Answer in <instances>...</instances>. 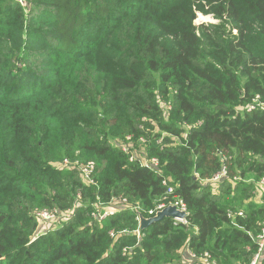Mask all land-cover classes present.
I'll list each match as a JSON object with an SVG mask.
<instances>
[{"label": "trees", "instance_id": "16d2710c", "mask_svg": "<svg viewBox=\"0 0 264 264\" xmlns=\"http://www.w3.org/2000/svg\"><path fill=\"white\" fill-rule=\"evenodd\" d=\"M259 104L264 0H0V264H186L185 249L249 264L264 218ZM75 161L95 163L92 183ZM170 187L189 226L140 230L132 208L151 218Z\"/></svg>", "mask_w": 264, "mask_h": 264}, {"label": "built area", "instance_id": "2783aa9c", "mask_svg": "<svg viewBox=\"0 0 264 264\" xmlns=\"http://www.w3.org/2000/svg\"><path fill=\"white\" fill-rule=\"evenodd\" d=\"M261 109H264V105L259 104ZM254 109L253 106H250L248 108V111H252ZM127 140L130 139V137L126 138ZM141 141H143L142 139H140ZM128 147H123V151L127 152L128 151ZM141 163H143L145 166L149 167V168H156L157 167V160L156 159H151V160H143ZM71 163L68 160H64L62 165L63 166H69ZM75 168H77V170L80 172L83 180L87 183H92V176L94 174L95 171V163L92 161H89L85 164L79 163L77 161H75ZM226 175V169L223 168L220 172H217L211 179V182H216L218 180H220L221 178H223ZM261 186L264 185V179H262L259 183ZM163 185H165V182H163ZM173 189L170 187L167 189V192L165 194V196L160 200V202L157 204V206L148 211V215L152 218L154 217L158 212L162 211L163 209H165L166 207L169 206H173L175 207L178 211L185 213V217L183 219H173L174 220V225H183L185 227L189 226V222L187 221V216H188V212H187V208L186 205L183 203L182 200L180 199H172L170 201L167 202L169 195H172ZM127 201L124 198H119L116 201L114 200L110 205H100V208H98L93 214L92 217L97 219V220H102L105 217L112 215L115 210L116 207H114V205H126ZM132 210H135L137 212V221L138 223H140L139 221V217L142 216L139 208L134 207L132 208ZM231 214V213H229ZM239 215H241V213H238ZM36 217L42 221V222H46V221H52V220H57L58 218V212L57 210H52V211H47V210H43V211H38L36 213ZM147 219V218H145ZM112 236V234H111ZM255 243H256V251L252 257V260L250 261L249 264H262L263 258H264V218L262 219L261 223H260V229L257 232V234L253 237ZM184 251L189 253V261L186 262V264H216L215 261H213L208 253H204L200 256H196L195 254L191 253L188 249H185Z\"/></svg>", "mask_w": 264, "mask_h": 264}, {"label": "water", "instance_id": "95a60500", "mask_svg": "<svg viewBox=\"0 0 264 264\" xmlns=\"http://www.w3.org/2000/svg\"><path fill=\"white\" fill-rule=\"evenodd\" d=\"M185 217V213L178 211L175 207L169 206L158 212L154 217L145 219L143 216L139 217V228L143 230L150 226L151 224L157 223L164 218H172V219H183Z\"/></svg>", "mask_w": 264, "mask_h": 264}, {"label": "rangeland", "instance_id": "374dc122", "mask_svg": "<svg viewBox=\"0 0 264 264\" xmlns=\"http://www.w3.org/2000/svg\"><path fill=\"white\" fill-rule=\"evenodd\" d=\"M213 23H217V21L211 16V15H202V14H198V18L195 21V24L197 26L201 25V24H213ZM134 149V154L141 156V153L143 151V149ZM143 159V158H142ZM68 160V159H66ZM69 161V160H68ZM70 162V161H69ZM75 164V162H74Z\"/></svg>", "mask_w": 264, "mask_h": 264}, {"label": "crops", "instance_id": "0c3cea01", "mask_svg": "<svg viewBox=\"0 0 264 264\" xmlns=\"http://www.w3.org/2000/svg\"><path fill=\"white\" fill-rule=\"evenodd\" d=\"M189 253L188 252H186V251H184L183 253H182V261L183 262H188L189 261Z\"/></svg>", "mask_w": 264, "mask_h": 264}]
</instances>
